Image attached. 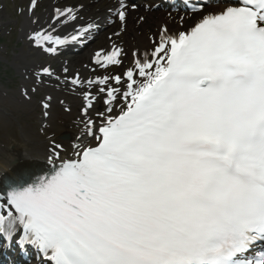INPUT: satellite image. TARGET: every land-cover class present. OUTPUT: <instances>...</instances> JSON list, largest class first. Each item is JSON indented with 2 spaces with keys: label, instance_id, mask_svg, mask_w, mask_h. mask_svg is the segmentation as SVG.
<instances>
[{
  "label": "snow or ice",
  "instance_id": "obj_1",
  "mask_svg": "<svg viewBox=\"0 0 264 264\" xmlns=\"http://www.w3.org/2000/svg\"><path fill=\"white\" fill-rule=\"evenodd\" d=\"M120 55L93 59L119 65ZM123 77V93L109 85L121 76L88 81L107 86L95 146L70 158L55 146L46 174L12 178L0 237L49 264H264V0H229L188 30L163 28Z\"/></svg>",
  "mask_w": 264,
  "mask_h": 264
},
{
  "label": "bare ground",
  "instance_id": "obj_2",
  "mask_svg": "<svg viewBox=\"0 0 264 264\" xmlns=\"http://www.w3.org/2000/svg\"><path fill=\"white\" fill-rule=\"evenodd\" d=\"M58 4L57 0H47L43 12L26 11L22 32L32 36L41 32L42 35L53 38L51 41L41 39L40 42L45 47L38 49L33 55H40V52H43L47 47H54L55 52L59 55L68 49L80 50L83 48L84 50L76 58L71 56L68 59L66 65L72 73L67 72L62 65L60 68L54 69V63L37 68L33 63V55L25 56L27 60L30 58L29 63L25 64L27 75L30 74V76L41 80L42 85L47 87V94L38 100L25 90H17L11 94L12 104L10 105L6 103L5 99L0 98V178L11 173L15 162L17 164L55 162V158L51 155L55 146H59L57 151L60 152L62 158L73 157L77 151L95 146L94 136L99 135L98 128L104 123L98 114L103 112L105 117L109 115L106 111L108 105L102 110L99 108L100 97L104 95L99 91V88L107 89V86L99 83L89 86L88 81L121 76L125 81L123 85H117L112 81H109V85L120 88V92L123 93L126 91V78L123 77V73L129 67L134 66L136 59L143 60L145 53L150 54L153 51L156 43L160 40L163 28H167L169 34L188 30L200 19L202 13L206 14L221 6L220 4L208 5L202 12L193 14L176 13L170 9H155L150 12L138 13L130 8H125V6L121 7L119 0H79L74 5H68L66 2L61 5V12L64 14L60 15L56 13ZM112 8H119V12H125V29L123 31L113 26L116 21L106 22V11ZM95 23L101 25L94 26ZM99 29H102V32L96 33L95 36L88 39L92 33ZM56 38L64 41V45L55 44ZM115 49L121 50L119 65H110V70L107 71L105 70L107 65L101 66L94 62L93 58L97 52L106 55ZM149 59H151L150 56ZM114 66H117L115 70L112 69ZM45 68L49 70L50 74L42 71ZM73 80H77L78 83L73 84ZM63 89L74 92L79 101V97L83 98L82 104H85V108L81 112L74 109L69 125L59 121H50V107L46 104L50 103L52 98L62 95ZM90 99L91 107L88 106ZM69 101L70 99H68ZM40 103H44L47 107L44 105L40 108L42 112L39 113L37 109H39ZM114 103L115 108L111 115L118 114L120 105L124 101L120 96H117ZM67 106L69 105L67 104ZM86 108L87 113L85 114ZM11 109L20 115L15 116ZM31 112L34 115L28 114ZM23 115L27 119L36 115L35 119L38 118L40 122L39 129L37 123L31 124L26 119H22ZM90 120L95 121L94 133H90L87 129V123ZM64 133L68 135L65 140L60 137Z\"/></svg>",
  "mask_w": 264,
  "mask_h": 264
},
{
  "label": "rangeland",
  "instance_id": "obj_3",
  "mask_svg": "<svg viewBox=\"0 0 264 264\" xmlns=\"http://www.w3.org/2000/svg\"><path fill=\"white\" fill-rule=\"evenodd\" d=\"M32 0H0V98L5 99L6 103L12 104L11 94L17 90H25L31 95H34L38 100L47 94V87L43 86L34 76L27 75L25 64L29 63L30 58L27 60L25 56L33 55L42 46H39L32 39V35H26V32H22V26L25 21L26 11L30 9V4ZM47 0H37V9L35 13H41L45 10ZM58 6L63 4H75L79 0H57ZM60 1V2H59ZM106 16L109 17V9L106 11ZM116 15H112L113 19ZM105 20V17H104ZM109 19L106 18L108 23ZM100 25V24H99ZM119 28V25H113ZM112 26V27H113ZM121 29V27H120ZM102 32V29H99ZM92 37L95 33L91 34ZM91 38V37H89ZM92 43V42H90ZM36 47H34V45ZM40 47V48H38ZM82 49L75 50L68 49L63 54H53L47 51L40 52V55H33V63L37 68L46 65L48 63L53 64L54 69L62 65L67 72L72 73L66 63L71 56L75 58L83 52ZM117 66L112 69L115 70ZM105 70H110L109 67H105ZM64 90V89H63ZM75 96V93L70 90H64L62 95L52 98L48 106L50 107L51 117L49 118L52 122H62L65 125H69L72 120V113L74 109L81 112L83 108V98ZM68 99L70 101L68 102ZM108 99V98H107ZM106 95H102L99 101V108L102 110L107 104H105ZM67 104L69 106H67ZM45 104L40 103L39 109L37 111L40 113ZM15 116L18 114L14 109H11ZM13 114V113H12ZM25 114V113H22ZM29 115H34L32 112ZM76 115V114H75ZM74 115V118H75ZM77 117V116H76ZM1 118V115H0ZM22 119H26L28 123H37L39 129V120L36 115L31 118H26L25 115L21 116ZM66 134V133H64ZM61 137V136H60ZM59 137V138H60Z\"/></svg>",
  "mask_w": 264,
  "mask_h": 264
}]
</instances>
